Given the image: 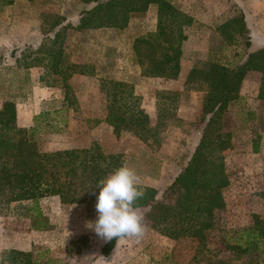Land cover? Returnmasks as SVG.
Instances as JSON below:
<instances>
[{"label": "trees", "instance_id": "16d2710c", "mask_svg": "<svg viewBox=\"0 0 264 264\" xmlns=\"http://www.w3.org/2000/svg\"><path fill=\"white\" fill-rule=\"evenodd\" d=\"M80 1L93 3V6L79 12L76 26H60L63 20L61 16L43 15L41 43L34 50L21 51L14 62L23 69L41 68L40 81L44 80L46 87H53L57 83L65 101L69 94L67 80L74 74L91 76L93 70L86 64L66 61L62 46L63 32L66 29L122 30L127 25L130 13H143L149 5H155L154 30L132 40L133 62L138 67L140 77L176 79L182 45L186 40L183 30L191 26L193 20L176 7L175 0ZM214 31L218 33L216 52L226 46L236 47L239 51L248 49L247 31L241 13ZM238 56V51H233L231 57L234 59ZM239 62L236 66L228 67L220 63L214 52L206 67L189 70L184 87L196 86V91L203 93L199 117L203 126L197 145L159 198H156L154 189L146 188L143 190L144 198L137 204L138 208L144 209L142 215L150 229L177 244L185 243L193 259L200 264H234L241 262L245 256L249 258L244 263L258 264L264 252V221L255 215L252 216L251 225L221 233L219 240L208 243L207 233L213 230L214 211L224 205L221 188L226 183L222 154L230 149L231 131L224 128L223 115L237 98L246 72L261 73L262 91L258 98L264 101V48L246 54V59ZM50 76L53 78L49 82ZM98 90L104 100L103 121L111 128L114 137L127 132L147 142L153 127L133 87L123 81L100 79ZM155 109L157 122L163 115H159L158 104ZM162 109L160 112H165ZM166 114L170 116L168 112ZM46 116L47 112L40 113L34 117V121L39 119L47 125ZM38 128L35 124L28 128L17 126L14 102L9 99L1 102L0 210L27 218L30 230L43 232L50 230L51 224L39 208L40 199L57 197L60 205L96 204L100 191L97 183L121 167L123 159L121 154L107 153L95 143L88 148L40 151L35 139ZM228 234L232 236L227 237ZM116 241H105L100 247V255L107 257ZM210 245L213 249H208ZM220 253H228L230 257L223 259ZM0 264L61 263L47 249L32 246L28 251H2Z\"/></svg>", "mask_w": 264, "mask_h": 264}, {"label": "rangeland", "instance_id": "374dc122", "mask_svg": "<svg viewBox=\"0 0 264 264\" xmlns=\"http://www.w3.org/2000/svg\"><path fill=\"white\" fill-rule=\"evenodd\" d=\"M208 2L214 3L215 0H208ZM68 3L75 5L79 1L73 0ZM6 4L8 0H0V31H4L11 24H16L14 21L17 15L12 11L5 12L3 8ZM50 4L43 1L40 15H32L31 22L25 15L20 17L24 20H18L19 28L27 29L28 26H34L38 19L41 25L43 15H54L50 11H54L55 7L48 6ZM175 5L182 12V0H175ZM38 7L37 4L36 8ZM153 7L154 12L151 14L148 11L131 14L129 25L123 31L93 30L86 32V36L80 39L75 36L77 34L72 29H66L63 32L62 46L66 61L76 62L79 65L86 64L93 70V74L87 75L86 78L75 75L67 80L69 94L65 101L62 100L63 92L57 83L53 87H46L44 80L40 81L41 68L36 67L38 69L27 71L14 62L21 51L35 48L32 49L28 45L3 48L0 45V104L6 99L14 102L17 126L21 127L25 124L27 125L25 128L33 124L39 126L35 139L40 151L88 148L95 143L107 153L121 154L123 165L133 167L140 176L139 187L142 190L154 189L156 198H159L163 189L184 166L198 138V132L203 126V123L199 121L203 93L198 91L195 95L196 106L191 111L193 121H185L177 118L176 113L178 115L177 110L180 104L189 101L190 97L192 100L194 96L191 91H196V86L184 87L183 91H172L167 89L172 87L167 80L140 77L138 67L133 62L131 42L134 38L152 31L155 5ZM20 11L25 12L23 9ZM235 15L230 16L226 21ZM77 16L71 14L63 17V25L69 24L70 19H75ZM194 22L196 23L193 21V24ZM198 31L196 29L191 32L192 38L198 39L206 47H192L193 43L185 41L182 64L187 70L190 67H206L214 52L218 55L220 63L228 67L236 66L235 64L246 54L244 49L239 51L232 46H226L216 52L218 33L216 34L210 27L204 32ZM42 39L43 35H40V43ZM78 44H84L83 62H78L80 58L77 54ZM233 51H238L240 56L233 59L231 57ZM191 56L197 57L196 63L190 61ZM52 78L53 76H50L48 81L50 82ZM100 79L123 81L133 87V92L140 98L141 107L146 111L153 127V133L147 142L144 143L127 132H122L117 138L114 137L111 128L103 121L104 100L98 90ZM160 96L163 98L161 99ZM157 104L159 115L163 116L156 122L155 107ZM160 108H163L165 112H160ZM246 111L251 110L245 103L227 109L223 115L224 128L231 132L247 129H238V122L235 121L237 117L240 118L237 116L238 113L245 115ZM43 112H47V125L45 121L39 119L34 121V117ZM166 112L170 116L165 115ZM185 112L186 110L183 111ZM258 130L262 131V129ZM224 175L226 184L221 188L224 205L221 209L214 211L213 230L207 233L208 243L219 240L221 233L251 225L253 215L264 221V184L262 181L252 180L247 171H224ZM38 205L51 224V229L48 231H32L29 229L27 218L0 210V254L8 249L28 251L32 246H37L47 249L61 264H140L141 261L150 264L153 259L150 247L163 238L150 229L145 220L148 230L140 243H136L133 239L120 240L110 254L103 257L99 251L105 241L87 227L88 221L97 219L96 204L83 202L60 205L57 197H46L40 199ZM139 210L141 214L144 211L143 208ZM231 236V234L227 235V237ZM163 245L159 246L168 247ZM185 245V243H174L171 246L170 264H200L193 259V254ZM212 247L210 245L208 249H213ZM219 256L224 259L230 257V254L220 253ZM247 258L249 257L245 256L241 258L243 259L241 262L234 264H246L243 261ZM258 264H264V252Z\"/></svg>", "mask_w": 264, "mask_h": 264}, {"label": "crops", "instance_id": "0c3cea01", "mask_svg": "<svg viewBox=\"0 0 264 264\" xmlns=\"http://www.w3.org/2000/svg\"><path fill=\"white\" fill-rule=\"evenodd\" d=\"M23 1V3H21ZM27 1V2H26ZM51 3L48 6H54V11H50L56 16L67 17L71 14L78 15L81 10H88L93 6V3H82L80 0L78 4L68 3L73 0H8V4L3 8L5 12L12 11L13 14L17 15L14 23L11 24L8 28L0 31V45L3 48L6 46H12V48H17L20 45H28L32 49L36 48L40 44V20L35 23L34 26H28V28H19L18 20H24L20 17L24 15L27 16L28 21L31 22V16H39L40 15V7L42 6V2ZM38 4V8L36 5ZM23 6V7H20ZM152 6V7H151ZM149 5L145 12H154L153 5ZM75 8V9H74ZM20 9H23L25 12L22 13ZM182 12L188 15L193 19L194 24L191 26L184 28V35L186 36V40L189 43H193L192 47L202 46L206 47L202 44L198 39L192 38L193 35L191 32H194L198 29V32H204L205 30L213 28L215 30L218 26L222 25L227 18L230 16L241 13L243 16L244 27L247 31V41H248V49H246V54L258 51L264 48V0H215V2H208V0H182ZM225 10V11H224ZM230 10V11H229ZM8 12V13H9ZM144 12V13H145ZM156 13V7H155ZM131 14L128 15V22L124 29L127 28L129 22L131 20ZM136 14V13H135ZM78 22V16L75 19H70L69 24L71 26H76ZM64 24V20L61 21L60 26ZM196 26V28H193ZM155 28V14H154V25ZM101 29H115V28H98V29H83L79 31H75V36L78 39L86 36V32H90L93 30H101ZM117 30V31H123ZM186 29V30H185ZM151 31V32H152ZM190 32V35H189ZM184 41V43H185ZM192 41V42H191ZM132 43V42H131ZM184 43L182 45V54L180 56L179 65L180 70L176 79L167 80L172 87H168V90L172 91H183L184 82L186 80L188 70L185 66H183L184 62ZM198 43V45H196ZM84 44H78L77 46V54L80 55L78 62H83L84 55ZM246 54L243 56L242 60L240 59V63H242L246 59ZM219 58V57H218ZM192 63L197 61L196 56H191ZM70 62V61H69ZM74 64H78L76 62H70ZM34 69H38L36 67L26 69L27 71H31ZM77 76L80 78H86L85 75L74 74L72 76ZM143 78V77H142ZM149 79V78H145ZM152 79H161V78H152ZM166 80V79H164ZM262 81L261 73L257 71H248L246 72V77H244L241 81V84L238 88L237 98L231 102L228 106L232 108L235 105L244 104L251 111H246V114L238 113V119L235 121L238 122V129L247 128L245 130H237L236 132L230 133V149L225 151L223 156V166L224 171H247V174H250L252 180H261L264 184V101L258 98L259 93H261L262 89H260ZM198 91H191V94L194 96L190 97L189 101H186L179 105L177 110L178 115L176 113V117L185 121H193V115H191L192 109H195L196 106V93ZM263 108V109H262ZM260 109V112L258 110ZM183 113V111H185ZM190 111V113H189ZM146 112V111H145ZM245 117V118H244ZM247 121V123H246ZM16 122H17V113H16ZM246 124V125H245ZM27 125H21V127H26ZM262 131L260 132V130ZM199 134V132H198ZM199 138V135H198ZM198 138L193 144L195 147L198 142ZM192 148V151L194 149ZM191 151V153H192ZM190 153V155H191ZM188 156L187 160L189 159ZM161 237L160 235H158ZM162 238V237H161ZM155 240V239H154ZM120 240L116 241L119 242ZM175 242L163 237L161 240H157L150 247V253L153 259H151L150 264H170V253L171 246H173ZM164 244L168 247L161 248L159 245ZM141 255V254H140ZM167 257V258H165ZM140 264H146L141 263Z\"/></svg>", "mask_w": 264, "mask_h": 264}, {"label": "clouds", "instance_id": "9594fccd", "mask_svg": "<svg viewBox=\"0 0 264 264\" xmlns=\"http://www.w3.org/2000/svg\"><path fill=\"white\" fill-rule=\"evenodd\" d=\"M140 182L136 170L127 164L101 179L96 185L100 189L95 205L97 219L88 221L87 227L104 241L133 239L140 243L148 230L137 206L145 196Z\"/></svg>", "mask_w": 264, "mask_h": 264}]
</instances>
